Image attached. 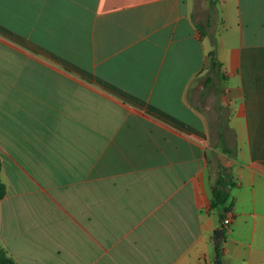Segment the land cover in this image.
Here are the masks:
<instances>
[{"label": "crops", "instance_id": "obj_1", "mask_svg": "<svg viewBox=\"0 0 264 264\" xmlns=\"http://www.w3.org/2000/svg\"><path fill=\"white\" fill-rule=\"evenodd\" d=\"M0 181L16 264H264V0H0Z\"/></svg>", "mask_w": 264, "mask_h": 264}, {"label": "trees", "instance_id": "obj_2", "mask_svg": "<svg viewBox=\"0 0 264 264\" xmlns=\"http://www.w3.org/2000/svg\"><path fill=\"white\" fill-rule=\"evenodd\" d=\"M210 60L212 62V65L215 67L217 66V63L214 58V54H209ZM230 184H227L225 180V175L223 174V171H219L218 179L215 182V185L212 187L211 190V201H210V207L212 210H215L219 214H223L229 210V207L227 206V203L229 201L230 195L228 190L230 189ZM5 195V188L4 185L0 181V200ZM221 219H223V215L220 216ZM223 242L222 240L215 241V249L217 258L220 257V247ZM0 264H16L7 254L4 250L0 248Z\"/></svg>", "mask_w": 264, "mask_h": 264}, {"label": "built area", "instance_id": "obj_3", "mask_svg": "<svg viewBox=\"0 0 264 264\" xmlns=\"http://www.w3.org/2000/svg\"><path fill=\"white\" fill-rule=\"evenodd\" d=\"M228 212H229V210L222 214L223 215V219L221 221L222 232L225 231L226 229H228V227L230 225V222H231V219H230V217L228 215Z\"/></svg>", "mask_w": 264, "mask_h": 264}, {"label": "water", "instance_id": "obj_4", "mask_svg": "<svg viewBox=\"0 0 264 264\" xmlns=\"http://www.w3.org/2000/svg\"><path fill=\"white\" fill-rule=\"evenodd\" d=\"M222 236H223V232H222L221 229H217V230H215L214 233H213V237H214V239H215L216 241H219V240L222 238ZM216 264H220V261L217 260V261H216Z\"/></svg>", "mask_w": 264, "mask_h": 264}]
</instances>
